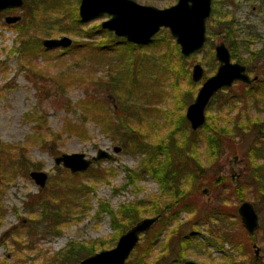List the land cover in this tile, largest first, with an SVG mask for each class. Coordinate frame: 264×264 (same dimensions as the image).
Instances as JSON below:
<instances>
[{
    "label": "rangeland",
    "instance_id": "1",
    "mask_svg": "<svg viewBox=\"0 0 264 264\" xmlns=\"http://www.w3.org/2000/svg\"><path fill=\"white\" fill-rule=\"evenodd\" d=\"M79 1L59 0V4H55L54 8H38L35 13V25L31 18V27L22 30L20 34L15 25L24 23L22 19H25V11L15 8L0 12V143L3 147L4 144H9L13 162L7 166H11L9 172L14 175L10 180H2L1 185L5 183V186L0 187V209L3 214L0 219V261L6 256L11 261L10 255L19 248L21 264L40 263L41 254L52 255L66 248L70 241L81 242L87 247L101 243L109 246L107 249L112 248L119 234L112 226L109 210L117 215L120 207L129 203L135 206V203L139 202L137 205L144 208L155 206V202L161 203L159 185L147 172L141 171L145 155L127 140L126 136L132 137L135 133L127 131L125 139L119 141L117 134L110 129V122H113L116 116L111 115L108 120V111L118 110L120 120H128L127 124L138 130L141 139L146 142L162 140L171 129L175 130L172 131L175 140L180 139L181 135L192 130L189 124L187 126L186 108L193 101L202 81L216 71L218 62L214 56V45L220 41L232 50V61H235L236 57L245 59L250 77L256 73L258 79L264 80V61L261 57L257 59L252 55L264 41V0H212L211 11L215 8L216 13L210 14L211 17L206 20L207 40L199 51L189 56L181 54L171 35V40L164 35V32L168 31L167 28H161L158 34L164 38L161 45L154 43L127 52L105 49L106 52H102V55L97 53L99 44L108 40L98 33L88 41L90 48H75L72 51L68 47L70 50L45 48V51L39 50L40 53L37 50L36 53L27 54V57L22 56L18 50L19 38L35 35L42 41L45 38L65 35L71 38L72 44L85 42L86 31L95 25L101 27V22L110 17L101 14L83 21L86 24H76L70 8L75 4L78 14ZM135 1L157 8H165L176 2ZM225 14L233 17V29L229 34L233 40L230 43L222 38L225 32L215 26L217 19ZM8 15H19L21 19L8 24L4 20ZM195 63H199L203 68V76L196 82L191 78ZM114 80L117 81L116 84ZM95 82L99 83V86ZM236 82L232 85L230 95L236 94L238 90ZM89 94L99 98L102 103L98 102L99 105L93 106L90 99L86 98ZM221 96L223 97V94ZM220 99L216 98L211 106L207 105L205 113L209 112L216 119L227 114L233 115V106L217 105ZM257 99L259 103L264 102V92L259 93ZM37 116L40 117L39 121L44 122L42 127L38 124ZM181 118L186 122L181 121ZM117 121L119 122L116 119L113 123ZM106 122H109L110 127ZM114 146H120V151L115 153ZM98 149L108 151L114 159L93 162L88 171L77 172L75 181L63 173L62 169L66 168L54 163V157L62 153H84L90 158ZM241 150H238L236 155L226 150L220 160L214 162L205 156L204 146L197 144L194 152L204 171L203 183L199 187V194L190 197L194 204L191 212L179 210L176 218L174 216L167 221L165 219L163 227H154L155 230L162 228L159 237V240H162L168 236L170 226L181 223V228L170 240V254L161 259L160 264H167L179 254L178 239L188 232L194 230L193 236L201 237L206 236L210 227L213 231L239 227L237 222H231L228 217H224L225 220H208L205 223L204 216L209 208L215 206L224 208L229 215L232 204H240L235 199L233 187L242 180L238 175V156ZM18 153L28 158L29 164L31 163L29 171L42 170L47 173L43 188L60 183L85 185L84 190L88 192L86 200L78 198L76 201L77 204H82L80 210H83V213H78L76 218L62 224L58 236L44 233L42 235L39 227L35 231L32 229V234H26L25 227L23 226L22 230L19 225V217L24 219L26 225L29 224L26 221L30 217L29 203L35 200L34 195L39 192L40 187L28 176L29 171L25 175L13 167ZM220 176L229 178V181L225 183ZM248 194L246 193L247 196L251 195ZM245 200L252 203L250 198ZM77 204L71 206L69 211L79 209ZM255 209L259 227L254 232L256 239L250 244V252L264 262V230L261 229L264 208L261 211ZM148 216L150 215L145 214L142 218ZM121 222L119 217V223ZM30 224L33 225L32 222ZM15 225L21 229V233L15 237L19 242L18 246H14L10 239L2 236L5 230ZM189 246L185 260L191 259L199 264L203 260L204 251L201 254L193 244ZM224 247L228 249L229 245L225 244ZM154 249L157 256L159 244ZM209 252V258L220 261L221 255L226 253L211 247ZM210 262L213 263L211 260Z\"/></svg>",
    "mask_w": 264,
    "mask_h": 264
},
{
    "label": "trees",
    "instance_id": "2",
    "mask_svg": "<svg viewBox=\"0 0 264 264\" xmlns=\"http://www.w3.org/2000/svg\"><path fill=\"white\" fill-rule=\"evenodd\" d=\"M55 4H59V0H23L21 8L25 11V19H22L24 21L23 24L15 25L18 33L20 34L22 30H27L31 27V18L35 25V13L38 8H54ZM70 11L74 15L72 19L76 24H86L79 18L77 6L75 4H72ZM212 13H216L215 8H212L211 14ZM232 18L231 15L225 14L221 16L220 19H217L215 25L225 32L222 38L228 43L233 40L231 35L229 36L230 31L233 29ZM159 32L153 36L148 43L144 45H135L127 42L122 37L114 35V33L99 25H95L86 31L84 37L87 41L73 43L68 48H71V51L75 48H88L90 46L88 41L99 33L98 35L108 40L105 43L99 44L98 48H96V50H98L97 53L102 55V52H106V50L127 52L131 49H139L145 45L151 46L154 43L161 45L164 38L158 36ZM164 35L168 39H172L168 31L164 32ZM18 43V50L23 57L27 54L36 53L37 50L45 51L40 39L35 35L27 36V38L23 39L19 38ZM175 45L177 44L175 43ZM68 48L65 49L70 50ZM229 51L232 57L234 54L231 49H229ZM38 53H40V51ZM252 53L254 58L258 59L261 57L264 61V41L259 48ZM235 61L245 65L247 72L250 71L245 59L236 57ZM261 75L263 76L262 73ZM95 83L99 86V83ZM114 83L116 84L117 81L114 80ZM235 84L238 85L236 94H229L232 90V86L224 88L218 91L210 99L208 104V106H211L214 99L221 98L217 105H219V107L226 104L229 107L233 106L235 108V113L233 115L227 114L225 117H220L221 119H216L207 112V114L205 113V123L200 129L195 131L188 130V133L181 135L178 140H175L172 136V131L174 132L175 130L171 129L172 131H169L167 136L162 140L154 143L146 142L144 139H141L138 130L127 124L126 121L128 120H120V114L117 112L118 110L114 109V111H108V120L111 118V115L116 116V119L119 120V122L113 123L116 121L113 117L114 121L110 122L111 127L108 124L109 122H106V125L110 127L112 132L117 134L119 141L125 139L127 131L135 133V136L126 137L129 143L131 142L132 145L137 147L139 151L145 155L142 161L143 168L141 171L147 172L160 187L159 195L161 203L155 202V206L151 205L144 208L141 207V205H137L139 202H136L135 206L131 203L121 206L120 210L117 211V215L111 210L108 211L112 218V226L114 229L118 230L119 236L126 231V228L131 227L134 223L139 221L143 215H160L152 227L140 237L138 243L125 261V264H160L161 262L159 263V261H161V259L163 260L167 254H170V240L174 237V233H177L178 229L181 228V223L174 224L176 225H173L174 227L170 226L171 230L167 233L168 236L162 240H159L162 228L160 230L157 229L158 232L154 227L156 225L163 227L165 219L167 221L170 217L173 218L175 216L176 218V214L179 210L191 212V209H193L194 204L190 197L199 194V187L203 183L202 178L204 177L203 168L200 167L201 165L198 163L197 155L194 152L199 143L204 146L207 159L209 161L213 160L214 162L219 161L226 150L236 155L238 150H241L242 147L241 153L238 156L240 163L238 175L240 178L242 177V180L233 187L235 199L237 202L241 203L245 199L250 198L258 211L264 208V102L259 103L257 99L258 94L264 92V80L257 78V80L251 84H244L241 82H236ZM222 94L223 97L221 96ZM86 98L90 99V103H92L93 106H97L99 105L98 102H101L99 98L92 94L87 95ZM39 118L40 117L37 116L38 124L42 127L44 122L39 121ZM181 121L186 122L184 118H181ZM174 128L177 127L174 126ZM41 135L43 136V134ZM8 147L9 144H4L3 147L2 143H0V187H2V185L5 186V183L1 185V183H3L2 180H10L14 176L9 172L11 166H7L8 163L11 165L13 162L11 161ZM14 161L15 165L13 167L26 175L31 166L28 158L18 153ZM88 170L89 168L86 171ZM62 171L75 181L74 178H76L78 173H71L67 169H62ZM220 179L225 183L227 180L229 181V178L225 176H220ZM84 188L85 185L83 183H81L80 186L74 183H60L56 186L49 185L47 188H40L39 192L34 195L35 200L29 203L28 212L30 217L26 220L29 224L26 225L24 219L19 217V225L22 226V230L24 226L26 229L24 230L25 233L32 234L31 230L33 229L35 231L39 227V232L42 235L43 233L52 236L60 235L62 224L68 222L70 219L76 218L78 213H83V210H80L82 204H77L76 201L78 198H82L83 201L84 199L86 200L88 192L85 191ZM246 193L251 195L248 194L249 196H247ZM75 204L79 205V209L72 210L74 212L69 211L71 210V206ZM237 206L236 202L232 204L229 215L228 212L224 211V208L220 209L216 206L209 208L207 213H205L204 222L206 223L208 220L217 222L219 219L225 220L224 217H228L231 219V222H237L239 224L238 228L233 226L231 229L219 228L213 231L212 227H210V229L206 231V236H193L195 234V232H193L194 230L180 236L178 239L180 245L179 254L167 264H182L186 255L189 253L190 244H193L201 254L202 251L205 253L203 260L200 261L199 264H211L210 260L213 262L212 264H264L255 254H251L250 252V244L255 241L256 233L248 234L244 229L239 216L236 214ZM195 214L194 212V215ZM2 215L0 209V219ZM119 217L121 218V223H119ZM31 222L33 225L30 224ZM261 229L264 230V218L262 219ZM20 230V226L18 227V225H15L5 230L2 236L10 239L14 246H18L19 242H17L15 237L21 233ZM157 244H159L160 249L156 256L154 254V248ZM225 244L229 245L228 249H225ZM108 247L109 246H104V244L101 243H99L98 246L92 245L87 247L81 242L70 241L67 243L66 248L52 255L47 256L41 254L42 258L40 263L34 264H78L84 257L95 253L97 250L107 249ZM210 247L226 252L221 255V261L209 258ZM18 250L20 249L16 248L15 252L10 255L12 258L11 261H9L8 256H6L0 261V264H21L20 261L22 256H19Z\"/></svg>",
    "mask_w": 264,
    "mask_h": 264
},
{
    "label": "water",
    "instance_id": "3",
    "mask_svg": "<svg viewBox=\"0 0 264 264\" xmlns=\"http://www.w3.org/2000/svg\"><path fill=\"white\" fill-rule=\"evenodd\" d=\"M211 1L176 0L168 7L157 8L135 0H80L78 15L86 22L101 14H107L110 17L101 22V27L127 42L138 45L148 43L161 28H167L178 44L181 54L189 56L199 51L207 40L206 20L211 14ZM22 5L23 0H0V12L21 8ZM20 19L19 15H8L4 20L13 24ZM41 44L47 49L67 48L72 44V40L64 35L45 38ZM214 56L218 62L216 71L202 81L193 101L186 108L185 118L192 130L202 127L205 123V108L216 92L232 86L236 81L250 84L257 79V76H249L245 65L231 60L230 51L223 41L214 45ZM202 76V66L195 63L191 72L192 80L199 81ZM120 149V146L113 147L115 153ZM101 159L111 160L114 157L108 151L98 149L90 158L84 153H62L54 157V163L71 173H77L87 170L93 162ZM28 176L40 188L45 186L48 177L42 170H31ZM237 214L248 234H253L258 229V213L250 201H242L237 207ZM159 217L160 215L140 219L118 237L114 247L86 256L78 264H125L140 236L149 230ZM257 251L258 249L256 253ZM182 264L197 263L186 259Z\"/></svg>",
    "mask_w": 264,
    "mask_h": 264
},
{
    "label": "flooded vegetation",
    "instance_id": "4",
    "mask_svg": "<svg viewBox=\"0 0 264 264\" xmlns=\"http://www.w3.org/2000/svg\"><path fill=\"white\" fill-rule=\"evenodd\" d=\"M5 10H9V9H5ZM4 11V10H3ZM233 175V174H232Z\"/></svg>",
    "mask_w": 264,
    "mask_h": 264
},
{
    "label": "bare ground",
    "instance_id": "5",
    "mask_svg": "<svg viewBox=\"0 0 264 264\" xmlns=\"http://www.w3.org/2000/svg\"><path fill=\"white\" fill-rule=\"evenodd\" d=\"M216 93H217V92H216ZM216 93H215V94H216ZM215 94H214V95H215ZM214 95H213V96H214Z\"/></svg>",
    "mask_w": 264,
    "mask_h": 264
}]
</instances>
